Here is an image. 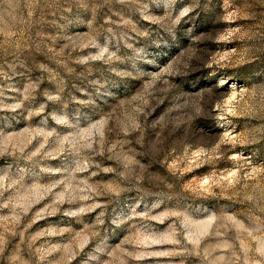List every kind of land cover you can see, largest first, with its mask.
Returning <instances> with one entry per match:
<instances>
[{
  "label": "rangeland",
  "instance_id": "1",
  "mask_svg": "<svg viewBox=\"0 0 264 264\" xmlns=\"http://www.w3.org/2000/svg\"><path fill=\"white\" fill-rule=\"evenodd\" d=\"M0 264H264V0H0Z\"/></svg>",
  "mask_w": 264,
  "mask_h": 264
}]
</instances>
